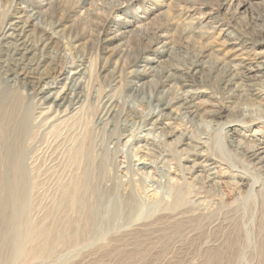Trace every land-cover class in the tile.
<instances>
[{
    "label": "rangeland",
    "instance_id": "1",
    "mask_svg": "<svg viewBox=\"0 0 264 264\" xmlns=\"http://www.w3.org/2000/svg\"><path fill=\"white\" fill-rule=\"evenodd\" d=\"M23 8L34 16L32 51L12 60L0 45V117L5 130L25 126L30 224L34 231L47 226L61 183L88 167L99 183L100 213L85 244L43 249L41 238H29L11 264H216V254L221 264H258L264 170L252 165L248 146L264 137L257 96L264 89V0H0V31ZM40 25L55 36L50 45L33 37ZM64 65L66 74L45 95L56 97L84 67L81 107L70 118L66 106L44 101V83L37 84ZM182 94L191 110L174 102ZM161 101L177 116L167 120L172 136L149 120ZM241 103H253L249 115H240ZM109 107L113 125L101 119ZM182 135L192 139L184 145ZM80 145L85 153L77 158ZM198 150L226 163L227 183L205 182ZM240 170L257 180L254 193L229 185ZM237 235L244 252L228 262Z\"/></svg>",
    "mask_w": 264,
    "mask_h": 264
},
{
    "label": "bare ground",
    "instance_id": "2",
    "mask_svg": "<svg viewBox=\"0 0 264 264\" xmlns=\"http://www.w3.org/2000/svg\"><path fill=\"white\" fill-rule=\"evenodd\" d=\"M27 12H29L27 8L17 11L12 18L6 20L0 31V45H6L5 54L12 57V60H16L17 57L23 59L32 51L29 41L31 34H29L27 28L31 26L34 21V16H32L33 14L26 15ZM34 24L37 26L36 22H34ZM38 27L39 30H36H38L37 32L39 33L35 34L33 37L37 39L40 45H50L55 36L49 34L47 27L41 25ZM260 42L263 44L264 38H262ZM247 48L250 47L247 46ZM242 49L243 47L239 50ZM61 57L65 59L63 55ZM17 60L19 59L17 58ZM0 65L1 68L4 67L1 60ZM194 65H198V63H194ZM20 66L21 65L17 63L15 69L12 71L17 74ZM66 67L67 66L64 65L55 69L53 68L52 73L48 76L50 80L41 78L37 81V84L42 86L44 83V86L40 89L44 101H52V107H57L58 109L62 106H66L63 113L64 115H70V118L74 116L76 114L74 112L81 107L82 95L81 92L78 91V87L81 85L80 77L84 73V67L73 72V75L70 77V84H66L65 90L56 97L50 98L45 95L47 93L46 89H48L47 86H49L50 83H56L66 74ZM36 69L38 70L39 67ZM197 72H200V70H197ZM237 76H239L237 73L232 74V77L237 78ZM262 91L263 92H257V96L264 99V89H262ZM174 102H182L181 105L189 109L192 107L191 99L183 94L176 96ZM263 102L264 101L261 100L258 102L260 107L264 106ZM250 105H253V103H248L247 106L242 103L239 104L238 112L240 115H249ZM159 106L160 108L158 111L150 114L149 120L154 127H162L167 135L170 136L172 133L169 131L170 123L167 122V120L176 119L177 116L172 114L173 110H169L171 107L170 102L161 101ZM220 112V109H213L210 110L209 113L211 115H218ZM191 113L196 116V111H192ZM115 116V110L109 107L101 119L103 122H112L113 125ZM2 121L3 119L0 117V239H3V244L0 246V264H11L12 261L21 257L24 254L25 242L29 238H41L43 242L41 246L43 249H56L59 247L70 248L85 244L96 229V223L100 213V200L98 198L100 195L99 183L92 170L89 167L85 168L80 174L75 175L70 182L61 183L60 196L54 201L52 208L48 211L49 224L45 227L35 226L34 231L27 216L29 209V186H31V181H29L28 178L27 156L22 141L25 137H21L25 130V126L23 125L18 128L10 127V129L5 130L2 126ZM112 130H114V127ZM19 135L20 137H17ZM191 137V135H182L181 143L185 145V143H188L189 140L192 139ZM198 142L202 145L201 148H207V141ZM248 151L252 165H255L258 169L264 170V137L256 138V142L248 146ZM84 153V147L80 145L75 151V156L81 158ZM195 155L202 157V160L196 163V169L202 176H205V182L210 185L211 183L214 185L227 183L226 180H224L225 174L223 173V169L226 168L224 167L226 165L225 162L216 156L206 153L204 150L196 151ZM145 164L147 165L149 163ZM232 177H234L235 180L228 183L236 193L241 194L247 186L250 187L249 191L254 193L257 180L251 177L247 171L240 170L238 173L233 174ZM202 198L203 196L197 193L195 201L202 200ZM201 202L202 201H198L197 203ZM125 203L128 207L131 205L132 200L129 198ZM258 226L264 238V205L262 207V216ZM237 238H239V235H237ZM240 240L239 238L237 249L227 252L226 260L228 262H232L237 257V253L241 254L244 252L245 243L240 242ZM214 257L216 264H221L222 260L219 259L220 256L216 254ZM258 257V264H264V240L259 245Z\"/></svg>",
    "mask_w": 264,
    "mask_h": 264
}]
</instances>
